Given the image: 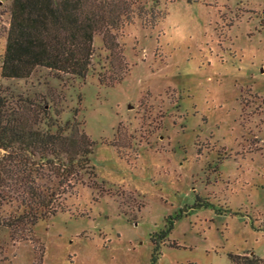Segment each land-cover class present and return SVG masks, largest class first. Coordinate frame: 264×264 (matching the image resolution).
Instances as JSON below:
<instances>
[{
	"label": "rangeland",
	"instance_id": "rangeland-1",
	"mask_svg": "<svg viewBox=\"0 0 264 264\" xmlns=\"http://www.w3.org/2000/svg\"><path fill=\"white\" fill-rule=\"evenodd\" d=\"M10 2L0 0V60ZM128 2L129 22L110 30L118 56L94 35L83 79L43 68L0 78V96L42 101L61 124L74 115L97 184L83 179L26 240L0 231V264L264 260V0ZM172 4L191 19L184 43L166 35ZM168 222L152 262L149 238Z\"/></svg>",
	"mask_w": 264,
	"mask_h": 264
},
{
	"label": "trees",
	"instance_id": "trees-1",
	"mask_svg": "<svg viewBox=\"0 0 264 264\" xmlns=\"http://www.w3.org/2000/svg\"><path fill=\"white\" fill-rule=\"evenodd\" d=\"M131 8L128 0H11L0 78L25 79L43 68L58 80L83 79L94 35L110 56H118L110 30L129 22ZM92 148L74 115L61 124L42 101L0 96V231L10 241L26 240L39 220L61 210L64 196L83 179L97 186ZM170 231L168 222L150 236L152 262ZM228 261L264 264L252 254L228 255Z\"/></svg>",
	"mask_w": 264,
	"mask_h": 264
},
{
	"label": "clouds",
	"instance_id": "clouds-1",
	"mask_svg": "<svg viewBox=\"0 0 264 264\" xmlns=\"http://www.w3.org/2000/svg\"><path fill=\"white\" fill-rule=\"evenodd\" d=\"M167 25L166 35L176 43H184L191 38V19L185 15L175 4L170 5L168 14L163 18ZM133 35L137 33L133 31ZM223 264H231L227 258H223Z\"/></svg>",
	"mask_w": 264,
	"mask_h": 264
}]
</instances>
